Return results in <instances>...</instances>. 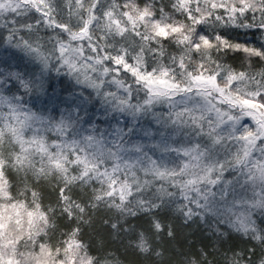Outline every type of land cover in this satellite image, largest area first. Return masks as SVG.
<instances>
[{
    "label": "snow or ice",
    "instance_id": "obj_1",
    "mask_svg": "<svg viewBox=\"0 0 264 264\" xmlns=\"http://www.w3.org/2000/svg\"><path fill=\"white\" fill-rule=\"evenodd\" d=\"M173 205L208 229L180 264H264V0H0V264H121L100 212L161 257L128 221Z\"/></svg>",
    "mask_w": 264,
    "mask_h": 264
},
{
    "label": "trees",
    "instance_id": "obj_2",
    "mask_svg": "<svg viewBox=\"0 0 264 264\" xmlns=\"http://www.w3.org/2000/svg\"><path fill=\"white\" fill-rule=\"evenodd\" d=\"M142 3V0H141ZM231 38L239 39L240 42H243L245 39L251 38L249 42H255L259 44L258 36L259 34L253 35L252 32L245 36L243 30L233 31L230 34ZM232 55V54H230ZM243 56V53L240 54ZM231 62V61H230ZM235 63L238 65L239 60H236ZM251 124V121H248ZM42 193L44 196V203L47 205L50 201L54 202L56 199V194L52 192V189L44 185L42 187ZM175 205L170 209L161 210L156 213L159 218V222L162 225L160 231V236L163 239H159L154 229H150V218L139 216L135 218H129L128 225L134 228L133 233H129L124 243L128 244L129 242L135 244L136 241L134 237L140 232H144L149 236V243L152 247L158 248V250L163 252V256H148V255H137L136 252L129 248L125 250L124 247L120 245L119 242L113 243L114 237L109 236V229L104 225V219L106 218L105 213H97L93 217V222L91 226H86L82 231L81 238L86 242L88 239H92L94 242L100 240L107 241L109 247L114 250L117 254L118 259H120L121 264H180L182 257L178 253L183 252L185 254H190L200 248L202 245L207 244L208 241L205 237L208 234V229L203 224H187L185 225L180 218L179 214L174 211ZM257 223L264 227V223L260 222V218L256 217ZM171 228L175 232V239L168 237V231ZM68 230V221L65 217L62 220L57 221V232L53 237V242L59 237L60 232ZM255 242H249L242 234L236 233L235 231H230V238L226 240L223 247L224 248H235V249H247L253 247ZM257 256L252 257L253 260H256L261 250L257 247L256 249ZM212 257H210L211 259ZM216 259H221L219 256Z\"/></svg>",
    "mask_w": 264,
    "mask_h": 264
}]
</instances>
